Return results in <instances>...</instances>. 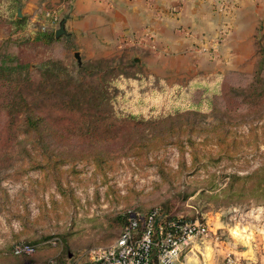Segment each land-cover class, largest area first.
Instances as JSON below:
<instances>
[{
  "label": "rangeland",
  "instance_id": "rangeland-1",
  "mask_svg": "<svg viewBox=\"0 0 264 264\" xmlns=\"http://www.w3.org/2000/svg\"><path fill=\"white\" fill-rule=\"evenodd\" d=\"M75 10L0 0V264H89L153 209L210 227L179 262L264 264V47L224 68L138 57L117 29L81 47ZM64 19L69 35L37 41ZM26 105L48 120L38 134Z\"/></svg>",
  "mask_w": 264,
  "mask_h": 264
},
{
  "label": "crops",
  "instance_id": "crops-1",
  "mask_svg": "<svg viewBox=\"0 0 264 264\" xmlns=\"http://www.w3.org/2000/svg\"><path fill=\"white\" fill-rule=\"evenodd\" d=\"M74 9L81 47L110 40L117 29L138 57L162 62L203 57L208 67L218 68L264 47V0H73Z\"/></svg>",
  "mask_w": 264,
  "mask_h": 264
},
{
  "label": "built area",
  "instance_id": "built-area-1",
  "mask_svg": "<svg viewBox=\"0 0 264 264\" xmlns=\"http://www.w3.org/2000/svg\"><path fill=\"white\" fill-rule=\"evenodd\" d=\"M49 25L58 17L47 14ZM210 235V227L202 220H158L157 211L148 215L130 212L116 241L91 253L89 264H175L185 252H192L198 241ZM16 255H31L35 247L17 243Z\"/></svg>",
  "mask_w": 264,
  "mask_h": 264
},
{
  "label": "trees",
  "instance_id": "trees-1",
  "mask_svg": "<svg viewBox=\"0 0 264 264\" xmlns=\"http://www.w3.org/2000/svg\"><path fill=\"white\" fill-rule=\"evenodd\" d=\"M17 22H19V24L21 25L22 23H24V20H18ZM37 41H40V42H43V43H48V44H52V43H55L56 40L54 38V32L53 31H45V32H42L38 35V38H37ZM1 69V67H0ZM220 80V77L217 78ZM216 79V80H217ZM217 83H219V81H216ZM216 83V85H217ZM214 85V87L216 86ZM25 103V102H23ZM22 103H17V104H14L12 105V107H15L16 105L20 106ZM26 104V103H25ZM17 117L20 118V121H21V126L25 129L23 131L24 132V135L27 133H33L35 132L36 134L39 133L41 127H46L47 126V122L48 120L44 117V116H41V115H38V114H35L34 113V110H32V108L29 106V105H26L25 107H22L21 108V112H17ZM221 137H224V138H228V135L227 134H222ZM220 138V144L223 143L226 139ZM154 211H157V218L158 220H184L185 218H179V217H171V216H168V215H165V213L162 212V210L160 209H153L143 215H148V214H151L152 212ZM187 220H190V219H187ZM191 220H194V219H191ZM126 224V222H125ZM18 243H25V242H18ZM27 245H30V246H34L32 244H29V243H25ZM35 247V246H34ZM35 252H36V249H35ZM34 252V253H35ZM33 253V254H34ZM13 254L17 257H23V256H27V255H16L14 252ZM31 254V255H33Z\"/></svg>",
  "mask_w": 264,
  "mask_h": 264
},
{
  "label": "water",
  "instance_id": "water-1",
  "mask_svg": "<svg viewBox=\"0 0 264 264\" xmlns=\"http://www.w3.org/2000/svg\"><path fill=\"white\" fill-rule=\"evenodd\" d=\"M18 16L21 18L22 14L20 12V9L18 10ZM68 19H64L62 20V22L60 23V27L58 28V30L55 32V36L56 38H60L62 36L67 35V31H66V23H67ZM75 58L77 59L78 64L80 65L82 63L81 60V56L79 52H76L74 54ZM135 61L138 62V59L136 58Z\"/></svg>",
  "mask_w": 264,
  "mask_h": 264
}]
</instances>
